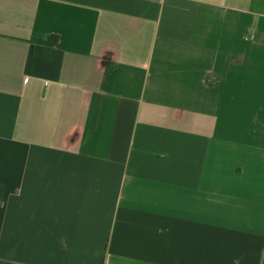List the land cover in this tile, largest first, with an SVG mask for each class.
Segmentation results:
<instances>
[{
	"label": "crops",
	"instance_id": "0c3cea01",
	"mask_svg": "<svg viewBox=\"0 0 264 264\" xmlns=\"http://www.w3.org/2000/svg\"><path fill=\"white\" fill-rule=\"evenodd\" d=\"M0 264H264V0H0Z\"/></svg>",
	"mask_w": 264,
	"mask_h": 264
},
{
	"label": "built area",
	"instance_id": "2783aa9c",
	"mask_svg": "<svg viewBox=\"0 0 264 264\" xmlns=\"http://www.w3.org/2000/svg\"><path fill=\"white\" fill-rule=\"evenodd\" d=\"M248 38H249V36H248Z\"/></svg>",
	"mask_w": 264,
	"mask_h": 264
}]
</instances>
